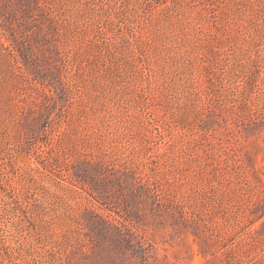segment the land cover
Masks as SVG:
<instances>
[{
  "label": "rangeland",
  "instance_id": "obj_1",
  "mask_svg": "<svg viewBox=\"0 0 264 264\" xmlns=\"http://www.w3.org/2000/svg\"><path fill=\"white\" fill-rule=\"evenodd\" d=\"M0 264H264V0H0Z\"/></svg>",
  "mask_w": 264,
  "mask_h": 264
}]
</instances>
